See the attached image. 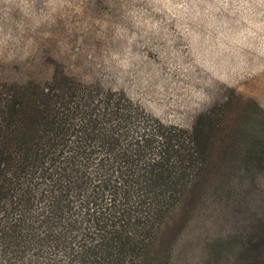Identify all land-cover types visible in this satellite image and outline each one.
Returning <instances> with one entry per match:
<instances>
[{
  "label": "trees",
  "instance_id": "obj_1",
  "mask_svg": "<svg viewBox=\"0 0 264 264\" xmlns=\"http://www.w3.org/2000/svg\"><path fill=\"white\" fill-rule=\"evenodd\" d=\"M52 61L42 76L0 78V264H161L180 204L201 200L210 180L229 197L231 174L264 171L255 100L225 97L188 127L165 126ZM247 246L236 244L238 258Z\"/></svg>",
  "mask_w": 264,
  "mask_h": 264
},
{
  "label": "rangeland",
  "instance_id": "obj_2",
  "mask_svg": "<svg viewBox=\"0 0 264 264\" xmlns=\"http://www.w3.org/2000/svg\"><path fill=\"white\" fill-rule=\"evenodd\" d=\"M52 58L165 126L188 127L225 97L264 109V0H0V78L45 75ZM262 169L231 174L229 197L210 180L201 200L180 204L161 264H264Z\"/></svg>",
  "mask_w": 264,
  "mask_h": 264
}]
</instances>
